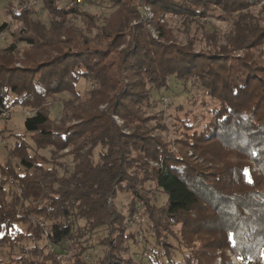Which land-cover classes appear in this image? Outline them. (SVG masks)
Instances as JSON below:
<instances>
[{"label": "trees", "instance_id": "16d2710c", "mask_svg": "<svg viewBox=\"0 0 264 264\" xmlns=\"http://www.w3.org/2000/svg\"><path fill=\"white\" fill-rule=\"evenodd\" d=\"M42 1L49 25L6 11L25 30L0 50V111L34 113L23 135L4 128L14 142L0 165V264H59L50 246L74 249L71 264H264V0H86L107 2L102 20L78 0ZM168 15L186 29L234 17L233 29L196 50L160 22ZM171 79L197 81L214 103L201 130L180 120L174 141L145 111ZM81 82L91 84L84 95ZM64 93L56 119L49 100ZM120 194L131 195L122 206Z\"/></svg>", "mask_w": 264, "mask_h": 264}, {"label": "rangeland", "instance_id": "374dc122", "mask_svg": "<svg viewBox=\"0 0 264 264\" xmlns=\"http://www.w3.org/2000/svg\"><path fill=\"white\" fill-rule=\"evenodd\" d=\"M37 1V4L33 2ZM73 0H57L61 7L66 6ZM82 1V2H81ZM17 2L21 5H31L30 9H27L23 12H32L33 18H38L42 20L47 25L50 24L52 20L51 14L44 8V4L42 0H0V50L7 48L11 43L14 42V38L12 37L13 33H20L21 31L25 30L24 23L20 19H12L8 13L6 12L7 9H12ZM78 4L80 5L82 10H86L87 12L95 15L98 19H103L110 16L112 10L108 7L107 2L98 3V4H89L86 0H78ZM142 5V4H141ZM264 5V2L261 4ZM261 6L254 8L251 12L255 14H259ZM142 13L143 18L146 21L151 23L154 18V14L146 7L142 5ZM11 12V10H10ZM22 12V13H23ZM246 12V11H244ZM216 14H219L218 12ZM238 16L235 14L234 17ZM233 18H229L227 20H219L217 18H209L207 21L204 20H196L198 22H194L189 25L188 29L182 26V22L178 17L168 15L164 19H161L160 22L163 23L165 20L167 21L168 27L173 29V33L177 38L178 42L182 45H188L190 42L195 44L196 50L206 49L211 47L210 38L218 35V38H223L225 34L230 32L233 29ZM75 23L84 28L85 25L80 18L73 19ZM8 23V29L6 31L1 30V26L3 23ZM153 32V36L156 37V31L151 29ZM210 37V38H208ZM21 48V53L23 52L24 44L19 45ZM264 53V47L261 48ZM242 54V52H240ZM23 54V53H22ZM22 57V55H21ZM20 63H17L16 66H20ZM91 87L89 82H81L78 86L81 93L84 95L85 92ZM153 94V101H156V104L145 108L147 116L153 118L151 120L150 125L155 126L158 125L159 122L163 124L168 132H165L166 138L174 141L177 138V132L179 131V123L180 120L183 119H190L195 121L197 124V128L199 130L202 129V123H198L200 120L205 121L209 118V112L214 103L213 101L205 94L203 88L197 81H189V82H182L177 81L175 79H171L170 87L168 90L163 91H156L152 88ZM70 95L67 93L61 94L58 96V99L53 100L50 99L49 103H51V111L54 118L59 119L63 112V103L62 100L69 99ZM11 114L8 118L9 121L6 120L2 123V132L4 133V128L8 125L9 129L12 132L23 135L26 132L24 121L27 116H31L34 111L23 108L21 106H16L11 110ZM196 118V119H194ZM7 138V137H6ZM27 142H29L33 146V153L36 151L35 145L32 142L30 135L26 137ZM14 142V140H13ZM13 142L7 139L5 144L0 145V165L4 164L7 161V155L11 148H13ZM8 146L7 148H5ZM44 156L49 157V149L39 150ZM191 155V154H190ZM98 155L96 154V159ZM18 189V188H17ZM18 191V190H17ZM146 191L153 197L154 202L156 204H163L166 201V196L162 195L153 184L146 185ZM131 198V195L128 194H120L118 203L120 206L127 203V201ZM141 202L139 206H141ZM141 211V209H139ZM128 225L132 226V229L136 231V234L139 232V228L135 225V223H129ZM23 230L26 229L25 226L22 228ZM137 239V237H136ZM137 239V245L139 246ZM96 249L94 252L98 253L99 256H104L103 249L98 246L96 242ZM130 251L128 255H131L135 249L134 245H129ZM231 255L230 252H228ZM127 255V256H128ZM6 262L10 261L9 257V249H5L3 251V256H1ZM232 259L236 262L235 258L231 255Z\"/></svg>", "mask_w": 264, "mask_h": 264}, {"label": "built area", "instance_id": "2783aa9c", "mask_svg": "<svg viewBox=\"0 0 264 264\" xmlns=\"http://www.w3.org/2000/svg\"><path fill=\"white\" fill-rule=\"evenodd\" d=\"M18 1V0H17ZM82 2V1H81ZM34 4H37V1H34L33 2ZM31 8V5H21L19 2H17V4L12 7L11 10V14L13 15H19L21 14L23 11L27 10V9H30ZM11 109H4V110H1L0 111V145L1 144H5L7 142V138L4 136L3 132H2V123L8 119V117L10 116L11 114ZM3 180V174H2V171H1V167H0V182ZM18 191L20 190L19 188L17 189ZM142 204V203H141ZM142 218V212L139 211L138 213H136L135 215V220L136 221H139L141 220ZM132 223V222H131ZM137 239H138V243L139 245L142 244L143 242V236L141 234V232L139 231L138 234H137ZM50 250L51 252L53 253H56L57 256V260L59 261V264H71V259H72V256L74 254V249H70V250H67L66 252H57L55 251V247L53 246H50ZM89 257L87 256V259Z\"/></svg>", "mask_w": 264, "mask_h": 264}]
</instances>
